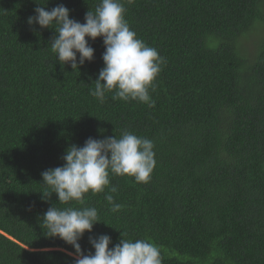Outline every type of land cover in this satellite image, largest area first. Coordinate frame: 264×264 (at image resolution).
Returning <instances> with one entry per match:
<instances>
[{
    "label": "trees",
    "instance_id": "obj_1",
    "mask_svg": "<svg viewBox=\"0 0 264 264\" xmlns=\"http://www.w3.org/2000/svg\"><path fill=\"white\" fill-rule=\"evenodd\" d=\"M98 3L0 0V264H73L74 248L41 223L53 204L96 207L85 255L90 236L109 235L111 248L122 234L157 245L162 264H264V0H122L130 28L167 61L154 103L99 102L89 93L102 37H86L94 58L78 71L52 53L54 29L27 23L38 4L84 23ZM124 131L154 142L156 166L148 183L110 174L118 211L108 188L83 205L42 198L41 173L70 145Z\"/></svg>",
    "mask_w": 264,
    "mask_h": 264
},
{
    "label": "clouds",
    "instance_id": "obj_2",
    "mask_svg": "<svg viewBox=\"0 0 264 264\" xmlns=\"http://www.w3.org/2000/svg\"><path fill=\"white\" fill-rule=\"evenodd\" d=\"M38 5L27 23L55 30L51 51L61 67L70 64L73 70L79 71L85 61L91 62L94 58V49L86 37L92 41L102 37L104 67L94 81L91 96L101 103L106 93H113L114 101L154 103L150 90L155 91L154 81L167 61L130 28L122 0H99L94 10L86 12L84 23L70 19V10L63 4L51 10ZM154 147L152 140L130 131H124L119 138L115 135L103 139L89 137L83 146L70 145L62 157V166L41 173V184L45 187L42 198L47 201L55 193L60 204L75 201L83 205L86 193H101L108 188L105 200L113 212L118 211L120 205L112 195L118 188L110 185V174L148 183L156 166ZM99 222L94 206L58 208L53 204L41 219L47 237L59 238L74 248V254L68 253L74 255L73 264H162L157 245L144 239H125L122 234L119 243L111 248L109 235L90 236L89 243L95 251L85 255L79 241Z\"/></svg>",
    "mask_w": 264,
    "mask_h": 264
},
{
    "label": "rangeland",
    "instance_id": "obj_3",
    "mask_svg": "<svg viewBox=\"0 0 264 264\" xmlns=\"http://www.w3.org/2000/svg\"><path fill=\"white\" fill-rule=\"evenodd\" d=\"M242 46H243V49L245 51V52H242V53L245 54L246 56H248L249 58H251L252 55L254 54V45H253V42L248 41V39L245 38L242 41Z\"/></svg>",
    "mask_w": 264,
    "mask_h": 264
}]
</instances>
